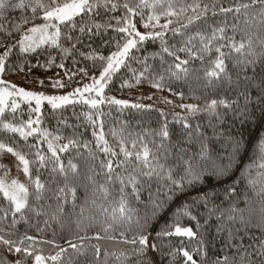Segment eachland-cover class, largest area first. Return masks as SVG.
<instances>
[{
    "label": "snow or ice",
    "instance_id": "6c2138e0",
    "mask_svg": "<svg viewBox=\"0 0 264 264\" xmlns=\"http://www.w3.org/2000/svg\"><path fill=\"white\" fill-rule=\"evenodd\" d=\"M0 264H264V0H0Z\"/></svg>",
    "mask_w": 264,
    "mask_h": 264
},
{
    "label": "trees",
    "instance_id": "16d2710c",
    "mask_svg": "<svg viewBox=\"0 0 264 264\" xmlns=\"http://www.w3.org/2000/svg\"><path fill=\"white\" fill-rule=\"evenodd\" d=\"M19 16H20V12L19 11H15V12H13L11 14V16L9 17V20H14V19L18 18ZM229 19H231V18L229 17ZM155 50H156L155 46H153V45H149L148 46V52L149 53H151V52H153ZM104 54L105 55L108 54V49L104 50ZM47 55H48V53L44 52L38 57L30 58V63L35 65L37 62H39L42 65V64H44V61H45V58L47 57ZM53 55H55V53H53ZM59 62H60L59 58H57V63H59ZM91 63H92L91 61H82L80 66H89L90 67ZM66 67L68 69L74 70L71 60L66 61ZM57 72H60L61 74H63L64 69H59V68L53 67L50 70L45 71V69L43 67H33L32 72L30 74H28L27 76H26L25 73H20V74H17V75H7L6 78L20 77L21 80H23V81H32L34 77L46 78L47 79V77L54 76L55 73H57ZM75 79L77 81H79L81 78L79 76H77ZM120 83H121V80L117 79L111 85V88H110L109 91H107V94L116 96L117 98L129 99V100H131L133 102H137V98L141 95V92L140 91H131L129 89H121L120 88ZM142 91H143L144 94H151V92L153 90H151L147 84H144L143 88H142ZM157 95L168 96L169 99H172L175 103H180L181 102L178 97L170 96L167 92H165L163 94H159L158 93ZM138 102L144 103V104H150V105L153 106L154 109H156V108H164L165 111H168L171 108L170 105L169 106H165L164 104L159 103L156 99L147 100V99H142L141 98V99H139ZM183 102L184 103H191L193 101L190 100V99H185ZM22 108H24L26 110L27 106L22 104ZM75 110L77 112H80L82 109L78 105ZM104 110L108 111L107 107H105ZM44 111H45V113L48 112V106L47 105H45ZM71 111H72V109L69 108L68 109V113H70ZM175 111L179 112L180 109L177 108V109H175ZM68 113H66V114H68ZM115 115H116V113L113 112V116H115ZM134 115H138L135 112V110H131V114H129V112L127 110L124 113V117L128 118V119H131L133 125L135 126L136 120L133 119ZM160 119L161 118L159 117V113L156 112V111H152L148 116L145 117V120H144L145 126L147 127L148 125H151V127L155 128V127H157ZM168 119L171 120V116H169ZM110 122L111 121L109 120L108 123H110ZM49 123L51 125H53V126L55 124L54 121H51ZM49 123H46L45 126H49ZM175 127H176V129H179V125H176ZM237 127H238V125H237ZM137 130H139V129H137ZM105 131L107 132V124H106V127H105ZM248 131H254V129H248ZM245 134L247 135V131L245 132ZM88 136H90V132L88 133ZM215 148L218 151H223V150H225L227 148V144H226V142H220V143H217L215 145ZM230 183H232V181L228 182V184H230ZM228 184H220V183H218L216 181L215 178H213L210 183L205 185V187L208 188V189H210L212 187H215L216 190L221 194L220 198L223 199V193H224L225 188L228 187ZM238 192L239 193H243L244 192V186L242 184L238 186ZM178 202L179 201L174 202L173 207H175ZM241 206H243V205H241ZM173 219H174V217L172 216V213L169 212L165 219H162V220L159 221V225L163 226L166 223H171ZM184 223H188V221L185 220ZM47 238L48 239H55L57 243H60L63 246L65 244V239L67 238V234H65L64 237L60 236L59 234H57L55 237H53V235L51 233H49ZM51 251H52V249L49 246L45 245V246H43V253L42 254L48 255Z\"/></svg>",
    "mask_w": 264,
    "mask_h": 264
},
{
    "label": "rangeland",
    "instance_id": "374dc122",
    "mask_svg": "<svg viewBox=\"0 0 264 264\" xmlns=\"http://www.w3.org/2000/svg\"><path fill=\"white\" fill-rule=\"evenodd\" d=\"M6 79H8L9 81H11L13 83H16L17 85H19L21 87H25L26 89H31V90H35V91H45L47 94L53 93V90L50 88H40L36 83H33L32 81H23V80H21L20 77L6 78ZM41 79H45L47 81L46 78H41ZM84 82L86 83L88 81H84ZM75 86H78V85L73 84V87H75ZM69 90H71V89H65L64 91H69ZM57 94H62V93H57ZM13 175H15V169H13Z\"/></svg>",
    "mask_w": 264,
    "mask_h": 264
}]
</instances>
